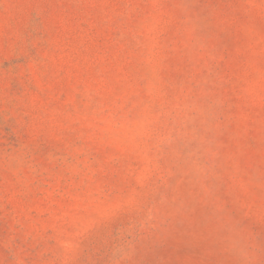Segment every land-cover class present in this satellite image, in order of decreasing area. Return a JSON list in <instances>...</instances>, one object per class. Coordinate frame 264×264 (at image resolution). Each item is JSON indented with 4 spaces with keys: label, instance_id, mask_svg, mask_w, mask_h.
Segmentation results:
<instances>
[{
    "label": "rangeland",
    "instance_id": "1",
    "mask_svg": "<svg viewBox=\"0 0 264 264\" xmlns=\"http://www.w3.org/2000/svg\"><path fill=\"white\" fill-rule=\"evenodd\" d=\"M0 264H264V0H0Z\"/></svg>",
    "mask_w": 264,
    "mask_h": 264
}]
</instances>
